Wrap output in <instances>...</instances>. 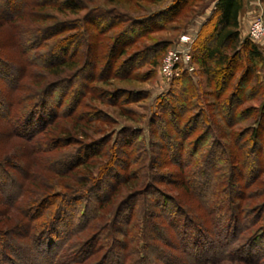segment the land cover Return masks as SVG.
Masks as SVG:
<instances>
[{
  "label": "trees",
  "instance_id": "obj_1",
  "mask_svg": "<svg viewBox=\"0 0 264 264\" xmlns=\"http://www.w3.org/2000/svg\"><path fill=\"white\" fill-rule=\"evenodd\" d=\"M100 1L0 0L1 24L32 35H20L17 59L0 58V146L21 142L0 152V264H218L233 254L261 264L264 57L240 36L244 0H216L189 46L202 80L175 77L144 127L132 108L145 96L106 99L105 88L128 82L130 46L165 30L193 0L143 18L89 8ZM168 47L143 63L156 68ZM120 120L135 127L119 129ZM50 125L62 135L35 153L34 138ZM94 134L102 137L78 138Z\"/></svg>",
  "mask_w": 264,
  "mask_h": 264
},
{
  "label": "rangeland",
  "instance_id": "obj_2",
  "mask_svg": "<svg viewBox=\"0 0 264 264\" xmlns=\"http://www.w3.org/2000/svg\"><path fill=\"white\" fill-rule=\"evenodd\" d=\"M171 1L172 0H166V1L164 0L162 3L156 6H148L145 2H142L141 0H120L118 7H117L114 5H107L105 3V0H102L100 2H93V4L92 2L91 3L89 2L88 6L90 9H93L96 6H101L107 9H116L120 12L127 13L131 15L132 17L143 18V17L148 16V14L150 13L165 9ZM250 2H252V5L250 4ZM215 3H216V0H193V7L186 8L185 11L178 18L173 20L165 30L152 32L147 37L142 38L139 42L130 46V48L127 50V56L124 57V60H123L125 62V65H127V68L124 69V72H128V74H130L129 75L130 79L126 83H117L115 81H110L112 85L106 86L105 98L112 99V97H114V95L118 92L126 94L125 98H123V96L120 97V99L123 98L122 100L131 98L132 97L131 94L133 93L143 94L145 96V100L141 104L133 106L132 111L136 113L138 116H141L143 118L142 119L139 117L138 120L139 121L141 120L142 126L144 127L148 121L150 113L154 109L158 100L163 98L168 93L173 79L177 77L183 71H187V73L189 74L193 73V68L191 65H189V69H192V71L187 70L183 67H179V69L176 70V72L172 75L171 78L163 77L162 74L160 73V70H161L164 57L170 51L188 50L189 52L190 43H192L195 40L203 23L212 13ZM32 11L33 9H29V12H32ZM244 11H246V18L248 21V29H249L250 23L255 17L261 16L264 21V0H245L243 9L240 14L243 15ZM41 17H44V15L42 14ZM27 18H25V20ZM67 20L73 21L74 19L66 18V19H62L61 21L65 22ZM25 26H29V25L25 24ZM30 26L31 27H38V26L45 27L46 25L42 23H36V24H31ZM13 29L14 28H12V26L8 24L4 25V24H1L0 22V58H1L2 53L11 55L12 56L11 58L13 59L14 58L17 59L19 57V53H18V49L16 45L18 46L19 42L24 43L22 36L20 37V35H25L26 33H23L22 31L24 28H16L15 33L13 32ZM210 29L211 27L208 26L203 31V35L205 34V31L208 32L210 31ZM119 32H120L119 30H115L113 32L114 36L115 35L117 36ZM74 34L75 33L72 32L70 34L65 35L64 38H67V40L69 41L70 39H72V37L70 36ZM26 35L27 36L29 35V38L32 37L31 34H26ZM185 37L186 39H188V42L187 43H185L184 41L181 42V38H185ZM254 44H256V46L260 49L264 57V44H261V43H254ZM107 45L109 46V50H110L113 46V42H108ZM165 45H169V47L167 51L164 52L160 56L156 68L154 69L149 68L147 64L143 63L145 53H148L151 49L161 48ZM125 46L126 44H124L122 47L124 48ZM56 47L57 46H55V48ZM117 47H121V46H117ZM192 79L193 81L202 80L201 76L198 75L197 72L192 74ZM2 93H3V88H0V94ZM0 101L3 102V100H0ZM97 107H99V111H109V112L111 111L110 108H107L104 106L97 105ZM22 109L23 107L18 108L16 110L15 114L13 115L14 122L17 121L16 123H18L19 121L18 117L20 116L19 115L20 113H17V111L20 112ZM69 121H71V119H69ZM120 121L121 122H118L119 124L117 127L119 129L123 127H130V126L135 127V125L130 122H128L127 124H124L122 123V120ZM58 123H60L59 120H58ZM54 126L56 125H53V126L50 125L49 128L46 127L45 128L46 131H42V134H39L37 137L34 138V141L32 144H34L33 151L35 153H38L41 150H43L42 145L44 146V144L50 138L58 137L62 135L60 131L57 129V127H54ZM13 128L15 130L18 129L16 125ZM5 130L7 131V129ZM15 135L19 136V134L16 132H15ZM101 137L102 135L94 134L89 138L90 140L89 139L86 140L84 137H78V138L84 143L85 142L88 143L89 141H92V140H98ZM20 143L21 142L19 139H16V140L12 139L10 140V142H8V144L6 145L2 144L0 146V152L1 153L4 152L5 154L12 153L16 149V147H12L13 144L17 146ZM13 215L15 214L11 212L9 216H7L6 219L10 221ZM38 221H40L39 224H41L45 220L39 219ZM64 256L66 255L64 254ZM229 256H231L229 259H227L226 261H220V263L218 264H242L237 259L234 261L233 259L235 258L234 254L229 255ZM261 264H264V262H262Z\"/></svg>",
  "mask_w": 264,
  "mask_h": 264
},
{
  "label": "built area",
  "instance_id": "obj_3",
  "mask_svg": "<svg viewBox=\"0 0 264 264\" xmlns=\"http://www.w3.org/2000/svg\"><path fill=\"white\" fill-rule=\"evenodd\" d=\"M247 36L254 43L264 44V21L261 16H257L251 21ZM182 41L187 43L188 39L181 38ZM190 59L188 50L170 51L164 57L160 73L165 78H171L179 67L192 71L189 69Z\"/></svg>",
  "mask_w": 264,
  "mask_h": 264
},
{
  "label": "crops",
  "instance_id": "obj_4",
  "mask_svg": "<svg viewBox=\"0 0 264 264\" xmlns=\"http://www.w3.org/2000/svg\"><path fill=\"white\" fill-rule=\"evenodd\" d=\"M250 4L252 5V2H250ZM239 31H240V36L242 38L247 36L248 21H247V18H246V11L243 12V15L242 14L239 15Z\"/></svg>",
  "mask_w": 264,
  "mask_h": 264
}]
</instances>
